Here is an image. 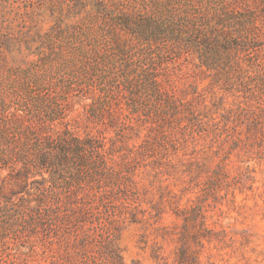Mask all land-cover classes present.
<instances>
[{
  "label": "rangeland",
  "instance_id": "obj_1",
  "mask_svg": "<svg viewBox=\"0 0 264 264\" xmlns=\"http://www.w3.org/2000/svg\"><path fill=\"white\" fill-rule=\"evenodd\" d=\"M231 9L246 12L244 26L229 20ZM210 28L220 38L255 33L264 44V0H0L2 194L35 203L33 180L45 170L39 146L48 135L66 129L119 144L123 134L132 145L159 134L163 162L133 175L135 202L116 229L123 264H264V68L249 67L257 56L244 52L215 60V69L203 65L210 64ZM150 57L161 64L164 88L189 103L202 125L168 132L166 122L163 136L141 115H128L120 95L117 101L111 86L125 64ZM100 96L105 105L95 116ZM190 206L201 211L183 226L196 262L177 263L183 220L176 210ZM201 218L205 237L193 240ZM42 258L39 250L27 257L31 264Z\"/></svg>",
  "mask_w": 264,
  "mask_h": 264
},
{
  "label": "trees",
  "instance_id": "obj_2",
  "mask_svg": "<svg viewBox=\"0 0 264 264\" xmlns=\"http://www.w3.org/2000/svg\"><path fill=\"white\" fill-rule=\"evenodd\" d=\"M227 13L231 15L229 20L232 23L244 26L245 11L231 9ZM253 16L252 12L249 19ZM220 20L224 23L225 19ZM256 35L246 31L220 38L210 28V36L205 39L210 48V64L203 59L201 63L210 70L215 69V60H231L233 56L238 58L239 52H244L248 57L257 56L249 67L264 68V57L260 53L264 44ZM139 62L130 68L125 64L119 84L111 86V93L117 101L120 95L130 107L128 115H141L142 119L154 123L163 136L166 122L170 128L168 132L172 127L176 131L202 125L189 103L182 101L173 90L164 88L160 78L161 64H157L153 57L141 58ZM221 69L225 71L224 67ZM105 90L107 87L101 89ZM102 104L105 105V100L100 96L92 103L91 113L101 116ZM106 111L110 121L115 123L117 117L113 108L108 105ZM123 124L125 120L120 125ZM150 127L154 128L153 125ZM48 136L46 144L39 146L45 170L39 171L40 178L33 180L35 203L12 200L0 190V264H31L27 257L38 250L43 255L37 261L41 264H123L114 239L124 208L133 207L135 202L133 175L141 166L163 162L164 154L157 148H163L164 140L154 134L140 143L129 145L122 140V134L121 142L117 144L112 138L100 134L79 136L66 129L56 136ZM44 171L48 174L45 175ZM176 214L183 220L177 263H183L186 258L194 263L197 256L187 251L185 237L188 234L183 232V226L201 215L200 208L185 207L176 210ZM129 215L130 219H135L132 211ZM205 228L201 218L197 232L191 234L192 239L200 235L205 237Z\"/></svg>",
  "mask_w": 264,
  "mask_h": 264
}]
</instances>
